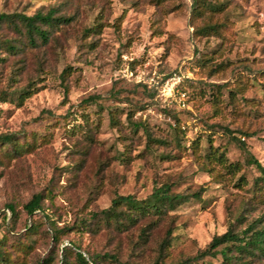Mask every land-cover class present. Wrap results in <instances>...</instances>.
Here are the masks:
<instances>
[{
  "label": "rangeland",
  "instance_id": "obj_1",
  "mask_svg": "<svg viewBox=\"0 0 264 264\" xmlns=\"http://www.w3.org/2000/svg\"><path fill=\"white\" fill-rule=\"evenodd\" d=\"M204 1L217 10L202 0H0V13L71 19L36 46L0 22V136H13L0 142V264H63L62 249L81 264L75 246L95 264H264L235 250L228 263L196 256L214 235L264 219L254 162L264 167V0ZM164 184L187 198L160 218L126 229L92 218L117 195L143 199ZM34 193L42 211L28 215Z\"/></svg>",
  "mask_w": 264,
  "mask_h": 264
},
{
  "label": "trees",
  "instance_id": "obj_2",
  "mask_svg": "<svg viewBox=\"0 0 264 264\" xmlns=\"http://www.w3.org/2000/svg\"><path fill=\"white\" fill-rule=\"evenodd\" d=\"M207 6H212L213 11L217 10V6L213 4L206 3ZM197 3V2H196ZM193 9L199 14H202V10L194 4ZM54 9H48L46 12L36 11L32 15H25L23 13H0V22H7L14 27L23 28V32L26 36L28 44L31 46H36L37 40L47 43L50 35V29L55 25L67 22L71 20L70 18H65L63 16H55ZM217 24L204 25L201 27L194 28L196 34H205L208 29L215 31ZM93 29V27H92ZM90 28H88V31ZM29 94V90L24 89L20 92V97ZM13 141V136L2 135L0 136L1 143H10ZM16 152L18 149H15ZM256 167L262 173L264 179V167H262L257 161H254ZM187 197L181 193H172L170 186L162 185L155 188L146 198L138 199L133 195H117L115 196L110 205L106 208L100 209L97 212L92 213V218L97 219L99 223L106 226L113 225L117 229H126L130 226L136 224L140 219L147 216H156L160 218L165 214L168 208H173L176 204L181 203ZM42 195L40 193H34L31 198L23 205V209L28 215L34 214L36 211H42ZM7 208L11 213H14V208L11 204L7 205ZM149 223L144 227L140 228L139 238L143 237ZM53 240H58V233L60 230L53 229ZM167 241L164 239L160 242V248ZM1 245V244H0ZM76 247L74 252L75 258L81 264H88L89 262L95 264V259L91 255H83L79 247ZM65 250L62 249V262L63 264H71L67 261L65 257ZM232 250L238 253H248L251 255L264 254V219H259L248 224L243 230L235 231L231 227L225 232L214 235L207 246L201 250L196 256H215L220 254L223 258V262L228 263L232 260L233 256H230ZM64 252V253H63ZM6 258L3 257L1 246H0V262H5ZM151 264H189V261H181L178 263H165L158 257Z\"/></svg>",
  "mask_w": 264,
  "mask_h": 264
}]
</instances>
